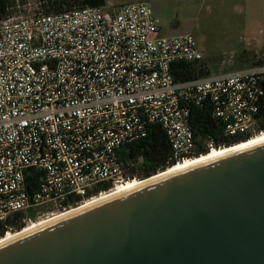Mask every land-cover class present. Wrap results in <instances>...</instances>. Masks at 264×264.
Returning a JSON list of instances; mask_svg holds the SVG:
<instances>
[{"label": "built area", "instance_id": "2783aa9c", "mask_svg": "<svg viewBox=\"0 0 264 264\" xmlns=\"http://www.w3.org/2000/svg\"><path fill=\"white\" fill-rule=\"evenodd\" d=\"M42 4L12 0L0 18V222L65 211L130 180L134 162L119 149L150 124L165 133L170 161L195 157L192 107L208 103L227 138L263 132L264 63L176 81L173 65L202 54L189 33L160 35L148 1L49 13Z\"/></svg>", "mask_w": 264, "mask_h": 264}, {"label": "water", "instance_id": "95a60500", "mask_svg": "<svg viewBox=\"0 0 264 264\" xmlns=\"http://www.w3.org/2000/svg\"><path fill=\"white\" fill-rule=\"evenodd\" d=\"M0 264H264V144L17 238Z\"/></svg>", "mask_w": 264, "mask_h": 264}, {"label": "rangeland", "instance_id": "374dc122", "mask_svg": "<svg viewBox=\"0 0 264 264\" xmlns=\"http://www.w3.org/2000/svg\"><path fill=\"white\" fill-rule=\"evenodd\" d=\"M34 1L30 0L31 3ZM137 1L142 0H106V5ZM143 1L151 4L160 19V35L189 33L194 37L202 54L199 61L210 75L232 73L264 63V0ZM38 212L22 214L24 227L30 224L28 218L37 222L45 219L47 213H60L49 206Z\"/></svg>", "mask_w": 264, "mask_h": 264}, {"label": "trees", "instance_id": "16d2710c", "mask_svg": "<svg viewBox=\"0 0 264 264\" xmlns=\"http://www.w3.org/2000/svg\"><path fill=\"white\" fill-rule=\"evenodd\" d=\"M44 12H59L73 7L83 6H104V0H41ZM12 0H0V18L6 15V8ZM173 76L176 81H187L209 75L208 70L200 61L177 62L173 65ZM264 90V85H263ZM258 125L260 130H264V93L260 98L258 111ZM189 121L196 138L198 153L207 152L206 141L213 142L214 148L232 145L245 138H227L224 136L223 127L210 117V105L205 103L203 107H192L189 114ZM170 147L165 133L159 125L150 124L146 137L127 144L119 149L120 159L126 161L133 160V166L127 169L129 179H146L158 172L164 171L167 167L174 165L169 160ZM140 155L142 160L137 161L136 156ZM67 206V204H66ZM22 212H17L8 216L4 222H0V237L4 235L7 228L12 231H19L24 227L21 221Z\"/></svg>", "mask_w": 264, "mask_h": 264}, {"label": "bare ground", "instance_id": "6f19581e", "mask_svg": "<svg viewBox=\"0 0 264 264\" xmlns=\"http://www.w3.org/2000/svg\"><path fill=\"white\" fill-rule=\"evenodd\" d=\"M262 144H264V131L249 139H246V141L244 142L235 144L234 146L210 148L206 154H201L197 157H193L191 159H185L183 161L177 162L173 166L168 167L165 171L159 172L158 174H155L147 179H144V180L131 179V180L124 181L122 183H118L110 192L102 194L98 197H95L90 201H86L85 203H82L80 206H76L75 208L72 207L69 210H65L64 212H60L58 214L48 216L45 219H41L37 222H31L30 224H27L25 227H23L19 231H16L13 233L11 232L6 233L3 237H0V247L17 238L30 234L34 232L35 230L41 229L61 218L69 216L70 214L79 212L81 210H84V209L93 207L97 204H100L104 201H107L112 198H116L118 196L126 194L138 188L141 185L147 184L155 180H159L161 178L173 175L178 172H182L184 170H187L189 168L195 167L203 163L211 162L213 160L222 158L229 154L243 151L246 149H250V148L262 145Z\"/></svg>", "mask_w": 264, "mask_h": 264}, {"label": "crops", "instance_id": "0c3cea01", "mask_svg": "<svg viewBox=\"0 0 264 264\" xmlns=\"http://www.w3.org/2000/svg\"><path fill=\"white\" fill-rule=\"evenodd\" d=\"M105 1V5L104 6H106L107 7V5H106V0H104ZM116 6H118V5H116ZM111 7H114V6H111Z\"/></svg>", "mask_w": 264, "mask_h": 264}]
</instances>
